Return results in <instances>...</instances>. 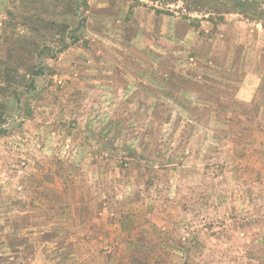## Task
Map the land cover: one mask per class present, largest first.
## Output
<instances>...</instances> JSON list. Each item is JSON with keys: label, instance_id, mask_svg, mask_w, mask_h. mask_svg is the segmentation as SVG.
<instances>
[{"label": "rangeland", "instance_id": "rangeland-1", "mask_svg": "<svg viewBox=\"0 0 264 264\" xmlns=\"http://www.w3.org/2000/svg\"><path fill=\"white\" fill-rule=\"evenodd\" d=\"M238 1L0 0V42L51 48L35 90L25 69L17 95L0 89V264H35L46 225L74 264H264V28ZM35 14L79 41L54 54L58 37L28 36ZM165 14L174 38L154 54Z\"/></svg>", "mask_w": 264, "mask_h": 264}, {"label": "trees", "instance_id": "trees-1", "mask_svg": "<svg viewBox=\"0 0 264 264\" xmlns=\"http://www.w3.org/2000/svg\"><path fill=\"white\" fill-rule=\"evenodd\" d=\"M22 1L26 5L29 6V3H35L40 2L41 5H44L45 1L41 0H19V2ZM55 4L54 6H58L59 4L68 3L70 4L71 0H54ZM46 2V3H47ZM240 3V4H239ZM238 4L240 7H244L245 9H240L239 6H237L236 11L240 12L241 14L247 16V18L250 19H256L259 20L260 24H262L264 28V10L262 9V5L257 2L256 0H243V2L238 1ZM69 9V11H73L72 8H69V6H66V4L63 7V10ZM236 12V13H237ZM67 13V12H64ZM209 13V14H208ZM206 14L212 15L213 12H208ZM235 13V14H236ZM214 14V13H213ZM227 14H234V13H227ZM222 15V14H221ZM211 17V16H210ZM210 19V18H209ZM208 19V20H209ZM25 22L23 25H28L30 22L34 24L33 27L28 28V36H32V34H37L39 39H47L50 37L51 41H55V37H58V49L54 54L56 53H63L67 49H69L71 46L75 45L79 39L77 36L72 35L69 39V42H67L66 33L69 30V25L65 24H58L55 22H49L46 20H43L40 14H35L32 16L26 15L24 17ZM216 18H212V20H209L208 22H213L214 24H219L224 22V18H220L218 21ZM217 21V22H216ZM14 26V24H12ZM13 41H12V39ZM7 36L4 35L2 38V41L0 42V49L5 47V50H3V55L0 58V81L5 83V86H1L0 89L3 93L5 92H11L13 94H16L19 92L18 88L15 87V84L19 83V80L24 78L20 75L21 69H25L27 72H29L30 75V83L29 80L22 79V82L24 84V87H26L25 92L29 93L36 88L35 80L36 78L42 77L44 75V68L41 66L37 67L35 66V56H40L42 53L50 48V46H44L42 49H40V45L38 44L39 41H33L29 37H22V39H18L16 42L13 38V36ZM51 49V48H50ZM50 51V50H49ZM53 51V50H52ZM2 116H0V120H2Z\"/></svg>", "mask_w": 264, "mask_h": 264}, {"label": "crops", "instance_id": "crops-1", "mask_svg": "<svg viewBox=\"0 0 264 264\" xmlns=\"http://www.w3.org/2000/svg\"><path fill=\"white\" fill-rule=\"evenodd\" d=\"M122 3L120 2L119 5H121ZM113 6V5H112ZM124 9V7L119 6L118 7V15L119 10L120 9ZM126 11H125V15L124 18L122 19H118L116 21V23L118 24H122L121 26H117L119 29V34L121 30H124L125 34L127 35L126 37H124V42H129L132 43L135 39H136V33L138 32V24L141 25V23L137 22L136 20V14L138 12L139 8H136L134 6H130L127 5V7H125ZM111 10H113V8H111ZM122 13V12H121ZM166 15V14H165ZM112 16H115L114 14H108L106 16H97V21H99L100 23L103 21L102 26H104L103 28V32L106 31H110V29L112 27H109L110 25L115 27L114 24V20H112ZM205 16H208L205 15ZM115 19V17H114ZM174 17L172 16H164V20H163V25H161L162 28V37H160L161 41H164L166 44V47H162L161 45H159L158 40H155L154 37L152 39L149 40V44L151 43V49L150 51L153 52L154 54H165L167 53L168 50V45H172L171 44V37L172 39L173 34H174ZM107 25V26H105ZM189 25V24H188ZM187 27V25H186ZM117 30L114 29L113 34H116ZM118 35V34H117ZM222 36V35H221ZM199 38L198 34L194 31V29H190L187 31V33H185L184 35V40L187 41L189 44H191L192 46H194L193 44V40L195 38ZM196 38V40H197ZM127 39V40H126ZM198 41V40H197ZM190 47V46H189ZM191 49V48H189ZM78 205H79V201H78V197L76 196L75 198V202H74V211L77 215V211H78ZM72 209V207H71ZM61 217V216H60ZM78 218V217H77ZM77 220V219H76ZM50 227V226H49ZM44 233H47V235H43L44 239L41 243L42 248L40 250H38V253L36 254V256L34 257V262L35 264H56L59 263L60 261H70V264H74L75 262L72 260L73 255H75L76 253V249L74 252L71 251V247L67 244H61L62 240H61V236H62V232L58 233L56 232L55 235L53 236V239L49 238V233L51 230H49L48 226L46 225L44 227ZM52 243V244H51ZM70 251L68 256H65L64 260L62 258L59 257V255L65 251Z\"/></svg>", "mask_w": 264, "mask_h": 264}]
</instances>
